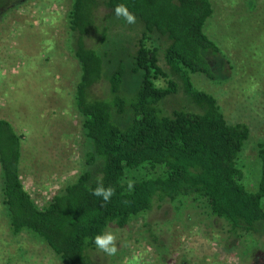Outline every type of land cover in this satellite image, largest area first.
<instances>
[{"label":"trees","instance_id":"1","mask_svg":"<svg viewBox=\"0 0 264 264\" xmlns=\"http://www.w3.org/2000/svg\"><path fill=\"white\" fill-rule=\"evenodd\" d=\"M121 3L134 24L115 16ZM11 4L0 0V14ZM213 14L211 0H73L66 23L80 66L74 101L88 141L86 165L99 170L97 176L84 170L38 206L21 179L22 136L1 119L0 202L12 236H33L63 264H96L95 235L123 230L155 207L185 199L224 222L225 253L248 236H264V141L258 186L250 191L239 164L250 128L229 123L217 99L193 82L197 74L214 79L207 54L221 49L205 32ZM119 25L133 33V53L105 49L111 27ZM106 60L115 64L110 74ZM127 76L136 83L132 94ZM103 81L106 94L96 91ZM180 91L197 110L166 114L163 102ZM98 176L115 188L110 202L92 195ZM128 180L135 181L131 191Z\"/></svg>","mask_w":264,"mask_h":264},{"label":"rangeland","instance_id":"2","mask_svg":"<svg viewBox=\"0 0 264 264\" xmlns=\"http://www.w3.org/2000/svg\"><path fill=\"white\" fill-rule=\"evenodd\" d=\"M213 16L205 32L221 52L208 53L214 79L194 75L197 89L213 95L229 123L251 131L241 154L245 183L256 191L260 178L258 147L264 141V0H211ZM73 0H12L0 14V120L9 121L22 136V182L42 207L86 169L88 141L74 94L80 66L73 54V34L66 18ZM106 50L132 52L128 26H112ZM115 64L106 60L105 71ZM127 76V92L135 91ZM159 81V86H164ZM103 81L96 91L106 94ZM130 90V91H129ZM166 114L196 111L185 94L167 98ZM1 172V171H0ZM221 220L204 204L192 200L166 202L133 219L127 228L109 229L118 237V252L107 256L96 249V264H264V236H248L228 254V234ZM108 230V231H109ZM0 264H63L33 236L10 234L0 202Z\"/></svg>","mask_w":264,"mask_h":264},{"label":"clouds","instance_id":"3","mask_svg":"<svg viewBox=\"0 0 264 264\" xmlns=\"http://www.w3.org/2000/svg\"><path fill=\"white\" fill-rule=\"evenodd\" d=\"M114 14L117 18H123L127 24H134L136 17L131 13L128 7L121 3L115 6ZM135 181L128 180L127 187L131 191L134 187ZM92 195L101 197L104 203L110 202L111 198L115 195V188L112 186L105 187L102 182V176L97 177V187L92 189ZM93 243L96 248L105 253L107 256H115L119 250L117 235L109 230L95 235Z\"/></svg>","mask_w":264,"mask_h":264}]
</instances>
